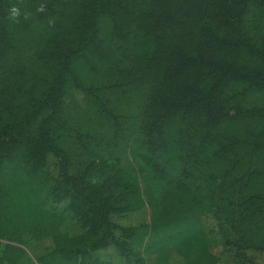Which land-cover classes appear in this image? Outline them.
Listing matches in <instances>:
<instances>
[{
    "label": "trees",
    "instance_id": "1",
    "mask_svg": "<svg viewBox=\"0 0 264 264\" xmlns=\"http://www.w3.org/2000/svg\"><path fill=\"white\" fill-rule=\"evenodd\" d=\"M27 238L41 264H264V0H0V264Z\"/></svg>",
    "mask_w": 264,
    "mask_h": 264
},
{
    "label": "rangeland",
    "instance_id": "2",
    "mask_svg": "<svg viewBox=\"0 0 264 264\" xmlns=\"http://www.w3.org/2000/svg\"><path fill=\"white\" fill-rule=\"evenodd\" d=\"M61 207H62V205H56V206H53L52 209L54 211H60ZM147 217H148V213L147 212H143L142 214L135 213V214H132L127 220L123 219V221L126 224H136L140 220H143V219H145ZM66 225H68L71 228L72 232L79 231V228L78 227H74V225L71 224V223H66ZM26 240L32 246L29 247L30 244L28 246L22 245L25 248V250H26V255L25 256L27 257L23 264H41L40 262H38L37 256H38V254H42V252H45L48 249V247H46L44 244H41L40 241H35V240L29 239V238H27ZM209 240L212 241V242H220V235L211 234L209 236ZM46 243L50 244V238L49 237L46 239ZM107 251L105 250V251L99 252V253H103L102 258L104 259V261L109 259L110 255H112V254H110ZM153 256H154V254H151V258L146 262V264H151ZM118 258H119L118 254H113L110 259H111L113 264H119L117 262ZM169 262L171 264H181L180 258L178 257V255L174 251H172L169 254ZM260 263L262 264V262H260Z\"/></svg>",
    "mask_w": 264,
    "mask_h": 264
},
{
    "label": "clouds",
    "instance_id": "3",
    "mask_svg": "<svg viewBox=\"0 0 264 264\" xmlns=\"http://www.w3.org/2000/svg\"><path fill=\"white\" fill-rule=\"evenodd\" d=\"M46 10V6L45 5H40L39 7H37L36 11L37 12H44ZM21 15H23V19L24 20H28L31 17V13L28 11H25L23 14L21 13L20 7L18 5H12L9 9H8V18L15 22V23H19L20 22V18Z\"/></svg>",
    "mask_w": 264,
    "mask_h": 264
}]
</instances>
